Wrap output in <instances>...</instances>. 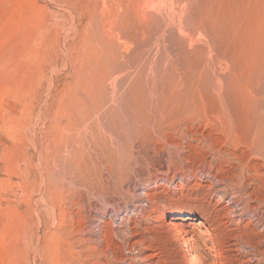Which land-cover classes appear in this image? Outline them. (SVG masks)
<instances>
[{
    "label": "rangeland",
    "instance_id": "rangeland-1",
    "mask_svg": "<svg viewBox=\"0 0 264 264\" xmlns=\"http://www.w3.org/2000/svg\"><path fill=\"white\" fill-rule=\"evenodd\" d=\"M253 216L264 0H0V264H264Z\"/></svg>",
    "mask_w": 264,
    "mask_h": 264
},
{
    "label": "bare ground",
    "instance_id": "bare-ground-1",
    "mask_svg": "<svg viewBox=\"0 0 264 264\" xmlns=\"http://www.w3.org/2000/svg\"><path fill=\"white\" fill-rule=\"evenodd\" d=\"M138 200V199H137ZM140 200V199H139ZM236 203V202H235ZM140 204V205H139ZM232 204H233V202H232ZM134 208L131 210L132 211V213L133 214H141V211H143V209H141V211H139V210H137L138 208H140L141 207V201H138L134 206H133ZM137 208V209H136ZM127 211V210H126ZM130 211V210H129ZM129 211H127L128 213H129ZM240 215H242L241 213L240 214H238L237 215V217H239ZM182 218H185V217H182ZM122 222L125 220V219H123V217H121V219H120ZM185 220V219H184ZM253 220L256 222V224H259V225H263L264 226V224H262L261 223V220H257L254 216H253ZM191 221H193V222H195V220H191ZM195 226H197L198 228H200L201 230L204 228V229H206V226H205V224L204 223H202L200 220H198V221H196L195 223ZM209 235V237L210 238H213L214 237V235H212V234H208ZM182 249H184V251H185V255H184V257L186 258V264H199V261L197 260V258L196 257H194V255H193V253H192V251L190 250V243L189 242H185V243H183L182 244ZM236 251V250H235ZM257 251V250H256ZM236 252H242V251H240V249H238ZM253 257H257L256 255L255 256H253ZM223 257L222 256H220L219 257V259L221 260ZM256 259V258H255Z\"/></svg>",
    "mask_w": 264,
    "mask_h": 264
}]
</instances>
